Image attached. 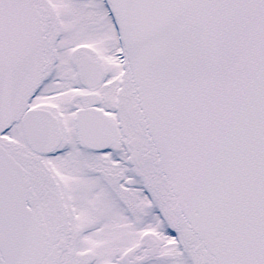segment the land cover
<instances>
[{
  "label": "snow or ice",
  "instance_id": "obj_1",
  "mask_svg": "<svg viewBox=\"0 0 264 264\" xmlns=\"http://www.w3.org/2000/svg\"><path fill=\"white\" fill-rule=\"evenodd\" d=\"M0 264H264V0H0Z\"/></svg>",
  "mask_w": 264,
  "mask_h": 264
}]
</instances>
